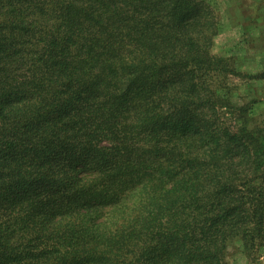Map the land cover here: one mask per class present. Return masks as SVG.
I'll use <instances>...</instances> for the list:
<instances>
[{
    "label": "trees",
    "instance_id": "trees-1",
    "mask_svg": "<svg viewBox=\"0 0 264 264\" xmlns=\"http://www.w3.org/2000/svg\"><path fill=\"white\" fill-rule=\"evenodd\" d=\"M204 4L0 0V264H228L236 238L262 246L264 126L230 125L206 91Z\"/></svg>",
    "mask_w": 264,
    "mask_h": 264
},
{
    "label": "rangeland",
    "instance_id": "rangeland-1",
    "mask_svg": "<svg viewBox=\"0 0 264 264\" xmlns=\"http://www.w3.org/2000/svg\"><path fill=\"white\" fill-rule=\"evenodd\" d=\"M203 1L218 24L211 53L220 61L219 70L211 68L206 73L210 76L206 91L229 102L222 113L230 125L263 127L264 0ZM239 106L247 109L237 121ZM226 253L228 264H264V243L252 252L236 238L229 243Z\"/></svg>",
    "mask_w": 264,
    "mask_h": 264
}]
</instances>
